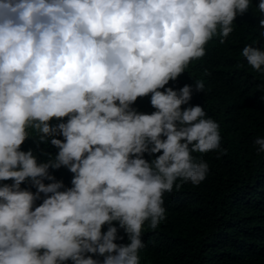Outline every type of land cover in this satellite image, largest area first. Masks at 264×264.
Instances as JSON below:
<instances>
[{"label": "clouds", "instance_id": "clouds-1", "mask_svg": "<svg viewBox=\"0 0 264 264\" xmlns=\"http://www.w3.org/2000/svg\"><path fill=\"white\" fill-rule=\"evenodd\" d=\"M251 5L0 0V181H13L0 185V264H101L89 253L102 264H141L143 226L166 220L164 194L207 177L208 163L193 153L226 154L220 125L198 105L182 109L193 90L205 92L203 80L165 86L214 37L226 43ZM256 14L264 29V0ZM242 56L264 77V50L247 45ZM150 94L155 112L132 107ZM30 137L58 153L38 163L21 150ZM254 143L264 153V137ZM62 167L74 174L70 188L49 172ZM26 181L35 193L21 188ZM114 222L128 244L115 243L123 237Z\"/></svg>", "mask_w": 264, "mask_h": 264}, {"label": "trees", "instance_id": "trees-1", "mask_svg": "<svg viewBox=\"0 0 264 264\" xmlns=\"http://www.w3.org/2000/svg\"><path fill=\"white\" fill-rule=\"evenodd\" d=\"M260 2L252 0L249 11L237 16L226 43L214 37L206 45L205 56L192 61L176 81L165 86L176 91L185 85L194 89L195 79L203 80L205 92L193 90L192 99L182 109L198 105L220 125L221 148L226 154L193 153L208 163L207 177L198 186L184 183L179 190L174 186L171 193L164 194L166 220L157 229H151L148 222L143 226L141 264H264V153H258L254 143L257 137H264V77L242 56L247 45L264 50V37L260 36L264 29L259 28L261 17L256 14ZM150 98L151 94L138 98L132 107L151 114L156 109ZM59 122L53 119L50 123ZM21 150L33 151L38 163L47 162L59 151L50 142L38 143L32 137ZM158 155L162 152L145 153L144 158L151 163ZM49 172L65 188L72 187L74 174L67 168ZM12 183L0 181V185ZM21 188L37 191L27 181ZM42 202L37 200L36 206ZM113 226L118 228V237H123L115 243L128 244L118 222ZM107 230L108 225L103 226L102 232ZM88 255L102 264L103 257Z\"/></svg>", "mask_w": 264, "mask_h": 264}]
</instances>
